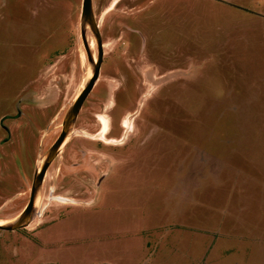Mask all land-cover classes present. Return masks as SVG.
<instances>
[{
	"label": "rangeland",
	"instance_id": "374dc122",
	"mask_svg": "<svg viewBox=\"0 0 264 264\" xmlns=\"http://www.w3.org/2000/svg\"><path fill=\"white\" fill-rule=\"evenodd\" d=\"M81 4L0 0V223L26 205L34 172L89 78ZM140 6L145 50L188 76L145 97L116 94L117 107L109 100L91 109L87 97L65 150L86 142L85 125L98 124L87 120L91 112L112 130L120 117L126 145L103 149L129 163L95 186L102 148L77 160L79 169L53 161L32 226L0 231V264H264V242L253 239L259 217L264 230V0H158L128 12ZM108 7L94 4L100 23L120 11ZM151 125L161 129L139 146L137 127ZM78 127L83 138H73ZM59 168L75 181L53 191Z\"/></svg>",
	"mask_w": 264,
	"mask_h": 264
},
{
	"label": "flooded vegetation",
	"instance_id": "af4514ba",
	"mask_svg": "<svg viewBox=\"0 0 264 264\" xmlns=\"http://www.w3.org/2000/svg\"><path fill=\"white\" fill-rule=\"evenodd\" d=\"M150 1L152 0H91L92 10L95 3L100 5H109L108 10L114 9L118 4L120 5V8L118 9L120 11L118 13L112 14L113 18L110 19L107 23L103 21L102 23H100L98 17H96L93 13L94 20L99 29L100 44H96L95 39L91 31L89 30V36H87L88 54L86 53L87 61L90 66L89 78L92 77L93 67L98 64V58H100V61L97 79L87 95V97L92 95L94 100L93 107H91V109H100V106L105 102H108L109 100L113 101V107H117L118 103H116L114 99L116 94H118L119 96L132 94L134 97L139 98L144 94L143 90H145L149 86H156V84H163L167 81L171 66L169 59L167 58V56L163 60L158 59L157 57H154V55L150 51L145 50L146 46L144 45V43H141L144 42V38L142 37L140 30L141 23L139 18H137L139 12L138 10L136 12H128L135 9L136 5H140L141 3ZM124 9H126L127 11H124ZM104 25L105 30L103 33L101 28H103ZM100 79L101 83L98 84ZM78 116L75 122L77 121ZM104 118L105 117L101 114H95L94 112H91L87 120H93L95 122L98 121V124L88 122L85 125L89 127L86 129V142L76 140L72 142V145L69 147V149L65 150L64 147H66V143L69 142L67 139L53 161H57L59 158L63 160L66 158L70 161V164L68 165L69 168L79 169L82 164H79L76 161L86 158L88 154L97 153L96 151H99L100 148L103 149L105 147H111L120 149V147L124 143L122 142L120 144V140L123 137V135H121L122 130H120V128H122L120 117L118 118V125L115 126L113 130L112 127L109 126L108 120H105ZM126 124V119H124L123 126L126 127ZM103 125L104 130L106 131L102 133L101 129ZM152 126L154 125H151V127ZM116 129L118 133H115ZM61 130L62 125L57 134V137L60 135ZM82 132L83 130L78 127L76 129V133H74L73 135V138L79 136L83 138V136L81 135ZM110 133L111 137H108ZM97 154L102 156L105 155L107 156V159L105 161V164L100 165V175L94 182L95 186H98L101 181L107 176L105 165L109 161L108 156H120V153L115 154L112 152H106V150L104 149ZM101 167L103 169H101ZM84 171H87V169L85 168ZM58 172H60L59 183L55 186L53 191H56L57 188L63 189L65 187L64 185L66 184L72 186L73 181H75L73 174L71 172H66L64 174L61 168L58 169ZM74 175L76 176V174ZM43 184L44 180L42 182L40 190L43 189ZM31 187L32 181L29 188L28 201L23 207L22 211L29 203ZM57 199H59L63 204L66 205H75V203L72 202L74 199L68 200V198L62 195H58ZM36 207L37 199L35 201L34 210L32 212L33 219L37 213ZM32 224L33 223L31 222L29 227L32 226ZM0 231L14 232L3 230Z\"/></svg>",
	"mask_w": 264,
	"mask_h": 264
},
{
	"label": "water",
	"instance_id": "95a60500",
	"mask_svg": "<svg viewBox=\"0 0 264 264\" xmlns=\"http://www.w3.org/2000/svg\"><path fill=\"white\" fill-rule=\"evenodd\" d=\"M80 25H81V37L84 43L86 53L88 54L87 49V40H86V30H90L96 44H100V35L98 26L94 20L93 10L91 0H82L81 4V14H80ZM100 53V52H99ZM100 57V56H99ZM98 64L93 67L92 77L89 78L81 90V92L76 96L73 103L68 108L64 119L62 121V130L60 135L54 141V143L50 146V148L45 152L43 158L41 159L39 167L35 170L32 187L30 193V200L26 208L10 223H0V230L3 231H15L18 229L28 228L33 220L32 212L34 210L35 201L40 192L42 182L44 180L47 169L51 165L54 158L59 153L60 149L63 147L64 143L69 138L71 129L75 123V120L78 116V113L85 101L88 93L92 89L99 70V60Z\"/></svg>",
	"mask_w": 264,
	"mask_h": 264
},
{
	"label": "crops",
	"instance_id": "0c3cea01",
	"mask_svg": "<svg viewBox=\"0 0 264 264\" xmlns=\"http://www.w3.org/2000/svg\"><path fill=\"white\" fill-rule=\"evenodd\" d=\"M157 1L158 0H152V1L148 2V3L149 4H156ZM218 1L227 2L229 0H218ZM144 7L145 6H142V7L140 6L137 9L138 12L141 13L144 10ZM260 18H262L260 21L264 22V13H260ZM188 73L189 72L187 71V68H175V69H173V68L170 67V71L168 73L167 81L165 83H163V84H156V86H152L151 88H146L145 90H143L144 94L142 96H140V97L148 96L149 94H151L152 90L154 91L156 88H163V87L167 86L168 84H170L174 80H178L179 78H183V77L188 76ZM163 94H164V97L166 98L167 94H165V93H163ZM238 111H239V107L235 104L234 105V109L232 111H230V116L231 117H238ZM159 129H161V128H158L156 125H154L152 127L151 126H140V127H137V135H136V137L139 138V140L137 141L138 145L139 146L145 145L147 143V139L150 136H152L154 133L159 131ZM236 132H240V131H236ZM126 143L127 142H124L121 147L125 146ZM198 153H200V152H198ZM205 156H206L205 154L201 155V161L205 162V158H204ZM108 159H109V161L105 165V171L107 173L106 177H110V176L113 177V176L116 175L118 178H120V174H116L118 172V170H120V165H125V164H128L129 162L127 161L126 158H121L120 156H118V157L108 156ZM216 160L219 161V159H216ZM220 161H219V163H220ZM214 162H215V160H214ZM214 162H213V164H215ZM81 205L82 204H80V203H75L74 206H81ZM248 209L249 208L238 207V208H236L235 213L236 214H238V213L244 214V213L248 212ZM259 219H260V217H259ZM259 219L257 221H254V222L258 223V225L256 227V230L260 229L261 233H260V235L254 237L253 239L255 241L264 242V230H262L263 228L261 227V223H260ZM240 220L237 219L236 223L237 224L244 223V222H242ZM238 238H239V240L241 242L245 241V239H249L248 236L246 237L244 235H240ZM118 239H120V238H118ZM107 241L108 242L112 241V238L108 237ZM36 242L39 244V240H36ZM212 249H213V247H210L209 252ZM102 264H120V262H116L113 259H111L110 257H108V258L103 260Z\"/></svg>",
	"mask_w": 264,
	"mask_h": 264
},
{
	"label": "bare ground",
	"instance_id": "6f19581e",
	"mask_svg": "<svg viewBox=\"0 0 264 264\" xmlns=\"http://www.w3.org/2000/svg\"><path fill=\"white\" fill-rule=\"evenodd\" d=\"M126 128H129V123H128V121L126 120Z\"/></svg>",
	"mask_w": 264,
	"mask_h": 264
}]
</instances>
